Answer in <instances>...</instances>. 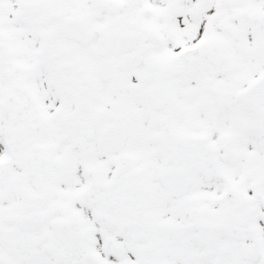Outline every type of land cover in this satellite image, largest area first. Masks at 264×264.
I'll list each match as a JSON object with an SVG mask.
<instances>
[{"label": "snow or ice", "instance_id": "1", "mask_svg": "<svg viewBox=\"0 0 264 264\" xmlns=\"http://www.w3.org/2000/svg\"><path fill=\"white\" fill-rule=\"evenodd\" d=\"M0 264H264V0H0Z\"/></svg>", "mask_w": 264, "mask_h": 264}]
</instances>
